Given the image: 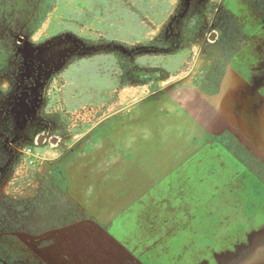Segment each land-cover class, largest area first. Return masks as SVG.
<instances>
[{
  "label": "rangeland",
  "instance_id": "rangeland-1",
  "mask_svg": "<svg viewBox=\"0 0 264 264\" xmlns=\"http://www.w3.org/2000/svg\"><path fill=\"white\" fill-rule=\"evenodd\" d=\"M263 11L264 0H0V109L36 153L3 191L40 192L24 232L0 234V260L51 264L55 227L84 215L60 166L107 130L94 167L128 163L167 184L147 198L160 264H264ZM137 118L150 134L116 137Z\"/></svg>",
  "mask_w": 264,
  "mask_h": 264
},
{
  "label": "crops",
  "instance_id": "crops-1",
  "mask_svg": "<svg viewBox=\"0 0 264 264\" xmlns=\"http://www.w3.org/2000/svg\"><path fill=\"white\" fill-rule=\"evenodd\" d=\"M249 42H252L251 39ZM262 47L264 45L260 43L257 46L259 50L255 52L262 53L264 51ZM260 68L263 66L261 65ZM160 107L154 106L157 111ZM119 120L120 125L125 123L128 127L132 123L130 115L123 116ZM135 120H137L136 132H129L130 128L124 132L121 126L112 131L116 137L118 135L127 139L135 134L134 137L138 139L136 142H139L146 132L150 134L148 130H152L143 127L147 121L140 122L139 118ZM113 137L112 132L109 133L107 130L104 134L101 132L92 136L78 150L79 153L83 152L79 157L83 159L77 162L74 159L75 154L60 166L64 173L66 194L70 195L72 198L69 197L82 207L88 216L57 228L59 231L57 235L60 237L55 242L53 256L49 255L48 262L51 264H160L163 252L161 244L164 239L161 238L162 235H157L160 233V224L152 223L160 215L149 210L150 208L155 210L159 204L147 198L155 196L154 194L162 189L165 190L163 187L167 184L162 183L159 171L150 170L152 173H146L142 168L127 167L128 163L118 168L115 175L113 168L94 167L96 164L91 163L90 159H93V154L98 152L89 151L91 146H96L98 142L97 148L105 147L107 140H112ZM102 154L105 159L106 156H112L113 152L105 151ZM101 193H104L105 199L107 200L108 197L110 201H102ZM149 216L151 223L146 222Z\"/></svg>",
  "mask_w": 264,
  "mask_h": 264
},
{
  "label": "trees",
  "instance_id": "trees-1",
  "mask_svg": "<svg viewBox=\"0 0 264 264\" xmlns=\"http://www.w3.org/2000/svg\"><path fill=\"white\" fill-rule=\"evenodd\" d=\"M255 7L257 8V4ZM246 40L247 39L245 35L240 45L236 46L230 54L236 52L240 47H242ZM224 46L227 48L226 45ZM230 58L231 56H228V59ZM201 89L204 90L202 86ZM0 101H4V95L0 96ZM9 121L12 123V128H8ZM15 125L16 121L13 113L0 109V234L10 232H24L26 218L34 208L38 207V202L40 200V192L35 198H27L17 197L13 194H8L3 191V186L5 183L9 181L14 183V177L18 173L19 163L23 159H25L30 165L34 164V162H30L29 156L22 151L21 145H19L18 142L13 141L15 133H8V130L13 132ZM66 197L72 203H74L76 208L79 209V211L84 215L78 219H70L66 223L55 228L67 226L87 218L88 216L76 202H74L68 196ZM0 264L5 263L0 260Z\"/></svg>",
  "mask_w": 264,
  "mask_h": 264
},
{
  "label": "built area",
  "instance_id": "built-area-1",
  "mask_svg": "<svg viewBox=\"0 0 264 264\" xmlns=\"http://www.w3.org/2000/svg\"><path fill=\"white\" fill-rule=\"evenodd\" d=\"M22 151L25 152L29 156L31 163L34 162V158L32 156H36V153L32 147L25 145L22 147Z\"/></svg>",
  "mask_w": 264,
  "mask_h": 264
},
{
  "label": "water",
  "instance_id": "water-1",
  "mask_svg": "<svg viewBox=\"0 0 264 264\" xmlns=\"http://www.w3.org/2000/svg\"><path fill=\"white\" fill-rule=\"evenodd\" d=\"M212 37H215V35H212ZM42 138V137H41Z\"/></svg>",
  "mask_w": 264,
  "mask_h": 264
}]
</instances>
